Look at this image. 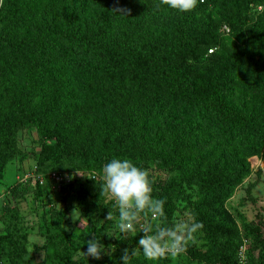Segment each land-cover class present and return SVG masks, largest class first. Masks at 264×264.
Wrapping results in <instances>:
<instances>
[{
  "label": "trees",
  "instance_id": "obj_1",
  "mask_svg": "<svg viewBox=\"0 0 264 264\" xmlns=\"http://www.w3.org/2000/svg\"><path fill=\"white\" fill-rule=\"evenodd\" d=\"M26 128L40 143L38 165L89 174L74 190L87 230L64 229L74 205L63 197L44 225L49 264H121L125 243L100 260H73L88 239L112 244L103 181L92 173L113 158L166 172L152 195L166 201L167 223L173 202H185L203 224L205 249L194 256L236 264L242 236L224 203L249 173L246 159L264 156V0H198L186 13L160 0H2L0 172L24 158L17 132ZM184 186L195 187V200ZM0 223V263L29 264L17 210L2 206ZM240 228L257 248V229ZM248 262L264 264V254ZM130 264L167 260L148 261L138 249Z\"/></svg>",
  "mask_w": 264,
  "mask_h": 264
},
{
  "label": "rangeland",
  "instance_id": "obj_2",
  "mask_svg": "<svg viewBox=\"0 0 264 264\" xmlns=\"http://www.w3.org/2000/svg\"><path fill=\"white\" fill-rule=\"evenodd\" d=\"M263 7V6H262ZM260 11L261 7L253 9ZM251 12V11H250ZM17 147L24 153L23 159H14L7 162L0 172V213L1 207L9 205L17 210L23 223V231L27 238L26 253L24 260L29 264H49L44 258L46 249H44V225L50 218L51 211L61 208L63 197L67 203H71L79 213V202L76 199L74 190L77 184L85 177H89L88 172L81 170H62V172H54L51 170L52 162H43L38 165L40 143L34 128H26L17 132ZM249 173L242 178L240 184L234 189L232 195L224 203L226 210L233 217L239 228L240 236L247 240L246 256L247 259L256 260L259 253L264 254V156H250L247 159ZM44 167L51 171H42ZM149 172V178L164 179L168 174L158 170L155 166L149 165L145 168ZM80 175H78V174ZM102 180V169L99 173L94 174ZM103 181V180H102ZM61 187H65L67 193L63 196ZM185 193L190 200L196 199L194 186H184ZM108 208L114 216L118 217V209L115 201L106 197ZM69 211L63 220L64 229L73 237L79 232H86L87 224L80 218L75 223L71 220ZM189 219L191 215L185 207V202L175 200L173 202V211L171 215L172 223L177 219ZM115 221L108 223V229L104 235V239L109 241L110 247L105 246V253L102 258L106 257L115 248H120L121 243H125L127 247L134 248L137 246L142 233H138L134 238L125 239L115 227ZM250 225L258 232V247L251 249L253 240L244 237V232L240 226ZM4 234L0 223V241ZM117 244V245H115ZM115 245V246H114ZM204 241L201 235H196L194 242H190L187 252L176 259L166 258L167 264H185L189 260L190 264L200 263L195 253L204 251ZM86 249H80L73 255L75 262L86 261L82 252ZM138 250V247H137ZM101 258V259H102ZM0 264H7L6 260H2Z\"/></svg>",
  "mask_w": 264,
  "mask_h": 264
},
{
  "label": "clouds",
  "instance_id": "obj_3",
  "mask_svg": "<svg viewBox=\"0 0 264 264\" xmlns=\"http://www.w3.org/2000/svg\"><path fill=\"white\" fill-rule=\"evenodd\" d=\"M203 2L199 0V3ZM160 3L180 13L191 12L198 6V0H160ZM112 11L122 16L131 14L130 9L123 7ZM102 180L101 192L114 200L118 209V217L109 211L105 220L115 221V227L125 239L142 233L136 247L123 249L121 264H130L131 258L137 254V247L148 261L158 262L169 257L176 259L187 252L189 243L195 241L197 233L203 228V224L194 218L177 219L169 225L164 211L166 201L153 197V181L149 172L130 159H111L102 168ZM70 218L74 223L80 221L81 214L76 212L75 207ZM86 245V250L82 252L86 258L100 260L102 254H106L101 239H88Z\"/></svg>",
  "mask_w": 264,
  "mask_h": 264
},
{
  "label": "built area",
  "instance_id": "obj_4",
  "mask_svg": "<svg viewBox=\"0 0 264 264\" xmlns=\"http://www.w3.org/2000/svg\"><path fill=\"white\" fill-rule=\"evenodd\" d=\"M225 31L226 28L223 27ZM211 50H207V53H210ZM247 240L245 238H241V242L238 245L236 252H235V261L236 264H249L247 256H246V247H247Z\"/></svg>",
  "mask_w": 264,
  "mask_h": 264
}]
</instances>
